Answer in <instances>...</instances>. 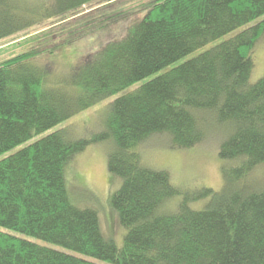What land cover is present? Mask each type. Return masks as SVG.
Segmentation results:
<instances>
[{
    "label": "trees",
    "instance_id": "1",
    "mask_svg": "<svg viewBox=\"0 0 264 264\" xmlns=\"http://www.w3.org/2000/svg\"><path fill=\"white\" fill-rule=\"evenodd\" d=\"M119 1L0 0V40L57 23L0 60V155L22 145L0 158V227L48 243L0 229V264H99L86 256L110 264H264V73L249 82L264 0H151L139 20L113 33L127 14L109 12ZM94 2L104 6L80 14ZM87 39L93 44L64 68L40 59ZM166 67L111 100L102 131L73 139L61 128L36 138ZM208 113L227 127L219 157L236 163L222 167L218 190L181 191L166 170L144 162L139 145L167 135L172 148L191 147L204 138ZM108 138L107 169L121 179L108 198L125 229L121 246L103 236L95 209L76 204L66 179L76 153ZM204 198L200 209L188 204Z\"/></svg>",
    "mask_w": 264,
    "mask_h": 264
},
{
    "label": "rangeland",
    "instance_id": "2",
    "mask_svg": "<svg viewBox=\"0 0 264 264\" xmlns=\"http://www.w3.org/2000/svg\"><path fill=\"white\" fill-rule=\"evenodd\" d=\"M149 1L151 0H120L119 2L122 3L113 6L111 5L110 13L116 15L121 11L127 13V16L120 17L118 21H115L111 25L112 32L115 33L121 29V26L139 20L144 14L143 8H141L142 5ZM98 3L99 2H94L93 5L82 7L79 10L80 14L89 12L91 10L90 8L93 6L95 8L104 6L99 5ZM54 21L55 20H47L26 31L0 40V60L18 53L22 47L19 45L20 42L27 37L46 30L50 26L56 25L57 23ZM257 21L258 19L238 27L219 39H216L214 42H219L233 36ZM98 35L99 37H97V39L100 40L103 37V33L101 32V34ZM92 37L93 36H91V38ZM90 40L91 39L85 41L82 40L80 41L82 44L78 42L79 44L76 47H69L70 45L68 47H62L53 55H47L46 57L43 56L40 57V59L44 60L46 58V61H54L60 68H64L75 59L77 53L81 51V48L84 50L89 44H93ZM197 52L199 51H195L187 57H190ZM252 59L253 67L249 76L250 83L257 81L264 73V33L254 44ZM182 60L183 59L178 62H181ZM168 68L169 67H166L162 71L156 72L137 81L106 99L78 112L65 121L37 135L36 138L61 128L65 129L73 139L91 137L105 128L104 119L106 108L111 100L122 94L135 90L141 83ZM208 115L209 118L207 117L208 120L206 119L207 121L204 124V138L202 141L191 147L172 148L167 135H153L139 145V151L144 162L155 169L166 170L170 175L171 183L181 191L190 192L199 190L203 187H210L214 190H218L223 182L221 173L222 167L234 165L236 163L234 160L222 159L219 157V145L226 137L227 127L224 125H217L213 119L210 118L209 113ZM21 146L22 145H19L8 151L6 154L0 155V158L13 153ZM112 146L113 140L111 138L88 144L83 151L76 153L68 162L66 167V179L69 193L71 197L74 198L76 204L81 207L95 209L98 214L100 230L103 236L111 238L117 246H121L125 229L120 224L115 210H113L108 204L110 194L116 190L121 183V179L107 169L106 158ZM180 197L181 195L174 197L171 201L172 205L171 203H168L170 211L175 210V203ZM206 201L207 198H204L197 201H191L188 204L191 208L200 209ZM0 229L27 238L31 241H35L39 244L48 245V243L34 237L2 227H0ZM85 258L99 264H110L106 261L92 257L86 256Z\"/></svg>",
    "mask_w": 264,
    "mask_h": 264
}]
</instances>
